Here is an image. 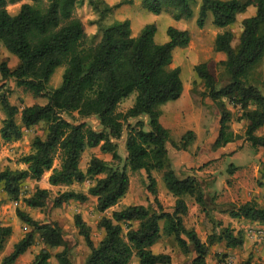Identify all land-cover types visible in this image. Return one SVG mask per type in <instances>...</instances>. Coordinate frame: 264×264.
<instances>
[{"label":"trees","instance_id":"trees-1","mask_svg":"<svg viewBox=\"0 0 264 264\" xmlns=\"http://www.w3.org/2000/svg\"><path fill=\"white\" fill-rule=\"evenodd\" d=\"M22 0H0V45L17 57L19 65L11 70L7 63L0 65L1 81L13 80L17 88L29 93L35 103L20 110L10 102L6 83L0 85V111L5 115L0 129V149L8 143L20 141L24 131L39 124L45 125L44 136H36L32 150L19 159L25 169L0 170V188L8 200L18 202L23 184L41 182L51 173L48 183L53 187H72L92 181L86 193L74 190L59 192L52 199V191L36 187L23 199L29 209H45L49 203L60 208L71 202L87 203L97 200L101 214L117 206L130 189L129 172H145L147 193L153 197L157 209L144 205L128 206L103 217L98 229L105 232L95 244L91 228L81 215L75 225L90 253L82 264H131L133 257L139 264H174L171 256L155 254L152 248L163 238L172 237L185 255L194 253L192 264H207L213 246L224 244L227 250L245 244L244 232H236L215 220L208 209L205 189L194 175L180 177L169 156L168 144L176 150L187 151L195 141L193 132L175 142L163 125L161 107L181 98L184 90L181 69L172 68L174 51L186 48L191 36L184 28L169 27V41H155L156 24L144 26L138 36L133 34L128 19L102 22L122 5L109 6L104 0H88L100 16L98 43L86 45L85 25L76 16V9L84 0H30L17 15L8 12L9 5ZM197 0H140L141 10L161 15L171 9L173 19L183 22L194 16L192 6ZM212 14L213 25L223 29L214 41V50L226 56L224 61L210 59L194 66L197 81L203 83L204 98L218 108L220 128L213 144V152L241 140L231 128L232 111L228 105L240 109L238 121L245 122V139L253 148H264V136L256 132L264 127V75L257 67L264 60V0H201L197 25L203 28ZM243 15L239 44L233 47L234 33L227 30ZM64 66L62 83L51 89L50 81L58 67ZM224 68L228 82L220 87L219 68ZM137 93L134 105L125 113L119 105ZM20 116L21 123H18ZM99 121L95 131L84 121ZM71 119V120H70ZM125 131L126 157L119 152L118 142ZM100 148L112 157L111 162L92 157L86 171L80 167L88 149ZM59 166L55 167V163ZM153 173L162 174L166 191L175 199L173 212L165 211L158 200V181ZM191 197L209 219L211 232L202 242L194 229L185 225L189 208L185 197ZM227 213L231 218L247 220L264 226V207L254 202L234 206ZM17 217L32 230L18 241L1 264H15L31 247L39 235L44 249L31 264H51V249L62 248L55 255L58 264H74L71 251L57 223H41L30 214L16 210ZM12 234L11 227L0 228V251ZM241 264H253L251 258Z\"/></svg>","mask_w":264,"mask_h":264},{"label":"rangeland","instance_id":"rangeland-1","mask_svg":"<svg viewBox=\"0 0 264 264\" xmlns=\"http://www.w3.org/2000/svg\"><path fill=\"white\" fill-rule=\"evenodd\" d=\"M109 6H117L119 3H122L125 0H104ZM133 3L131 5H122L120 8L114 10L107 18L102 22L104 25H110L115 20H124L128 19L131 22L133 34L138 36L144 26L148 24H156L158 28L155 41L159 44H163L169 41L167 36V29L169 27L184 28L189 31L191 36V41L186 48L176 49L174 51V61L172 68L179 67L181 69V79L184 86V97L189 98H198L202 102L201 108L191 110V120L192 124H195L200 120V115L198 110L204 114H208L209 121L213 116V111H215L217 106L214 104L212 106H207L204 103L206 98L203 97L205 91L204 85L202 82L197 81L196 75L194 72V66L204 63L210 59H214L217 62L221 61V58L214 50V41L216 36L223 32V29L216 28L213 25L212 14H209L205 25L203 28H199L197 25V19L199 16V9L201 5V0L192 6L194 16L183 22H176L173 19L171 9L165 10L161 15H154L144 10H141L140 0H131ZM27 2L22 0L19 4L10 6L8 9L11 14H14L19 6ZM8 11V12H9ZM76 16L82 20L85 25L86 33L88 36L86 45L98 43L101 39V32L99 31L100 16L97 11L90 5L88 0H84L81 4L77 6ZM249 15H243L239 18L238 22L233 26L229 27L227 30H230L234 33L233 47H237L239 44V37L241 32L242 21ZM3 46L0 45V59L2 62H6L12 65L11 60L2 56L1 50ZM1 63V61H0ZM65 71V67H58L51 78L50 88H58L62 83V77ZM259 74L264 75V60L257 67ZM219 74L221 82L220 87H223L227 84L228 80L224 76V68H219ZM0 76V85L1 83ZM6 85H8L6 83ZM8 87V86H7ZM264 93V88H262ZM137 93L134 92L131 96L123 101L119 107L118 111L125 113L130 109L136 100ZM185 100V99H184ZM183 100V101H184ZM38 101V104L47 103L46 99L35 100L31 94L24 92L22 89H17L12 91L10 95V102L17 106L20 110L28 105L35 104ZM183 107L182 102L179 101L169 102L161 107L163 112L161 121L163 125L169 130L171 135V125L173 126L174 132H183L182 123H178L179 119H175L176 109ZM232 110V126L238 132L237 134L243 139L245 138V124L241 121H237L242 113L238 108H231ZM5 119V115L0 111V129L2 127V122ZM18 123H20V116H18ZM71 120V119H70ZM89 127L95 131H99L100 125L94 117L84 120ZM209 121L204 120V123ZM204 129V128H203ZM45 125L39 124L29 130L24 131L23 138L17 142H11L5 144L0 149V170L5 169H24V165L19 164V159L25 155H28L32 150V142L36 136H44ZM188 133V132H187ZM174 136V133H173ZM127 137V131H125L123 138L118 142L119 154L125 158L126 149L125 141ZM173 138V137H172ZM174 140V138H173ZM175 142H179L180 139L176 138ZM204 145V143H203ZM256 148H253L248 141H244L242 147L238 148L240 156L244 157L243 160L247 162ZM200 149H198L199 151ZM169 156L172 161L176 160L181 155V151L176 150L171 144H168ZM210 149L205 151L208 155L209 160H205V163L198 164V167L194 169H188L185 165L176 166L178 174L180 177H184L190 174H195L199 172V179L207 193V202L208 209L211 216L215 220H219L222 216L226 217L227 210H230L232 206H238L240 204L237 198L231 194H235V178L232 176L235 174L237 168L234 165L240 164L242 161L239 159H232L230 156H225L221 161L212 160ZM197 153V152H196ZM92 157H97L101 160L111 162L112 157L109 154H104L101 152L100 148L88 149L82 156L80 167L83 171H86L88 164ZM250 161V160H249ZM59 166V162L55 163V167ZM211 170V171H208ZM207 171V172H206ZM50 172L47 173L41 183L39 184L42 188H48V178ZM130 175V189L127 196L115 207L108 210L106 213L101 214L97 211L96 208V199L90 198L87 203L81 204L79 202H71L64 204L60 208H54L52 199L57 196L59 192H65L74 190L76 192H87L89 186L92 185V181H87L82 185H76L66 189L65 187L51 188L52 199L49 205L43 209H36L31 212V216L40 221L41 223H57L63 230L64 239L68 243L70 248L71 260L74 264H82L86 258L89 256V249L85 244L83 237L79 234V229L75 225V217L81 215L82 219L86 224L91 228V238L95 244H98L103 239V230L98 229V224L103 217H111L114 211H120L128 206L135 205H144L146 207L155 208V200L153 197L148 196L147 193V176L145 172H129ZM153 176L158 181V200L163 206L165 211L171 212L174 208L175 200L169 194L162 182L161 173H153ZM264 184V183H262ZM36 185L30 183L29 181L25 182L22 187V195L20 201L14 202L8 200L5 193L0 188V228L1 227H11L12 234L7 239L4 244L3 250L0 251V264L4 257L9 255L13 251L14 245L24 238L28 233L31 232V228L25 225L16 214L17 209L22 211L25 209L23 199L30 196L35 191ZM189 205V213L185 217V225L189 229H197L198 235L200 238H206L207 235L211 232V225L207 216L199 209H193L194 200L187 196L185 197ZM195 207V203H194ZM223 222V221H222ZM240 225L237 226L236 231ZM242 228V227H241ZM207 232V235H206ZM243 232V231H242ZM263 238V239H262ZM259 238L264 242V237ZM258 244V243H257ZM256 244V245H257ZM255 244L248 245L245 249L237 248L234 250H227L224 245L218 244L211 248L210 253L207 257V264H241L246 262L251 258L253 264H264V245H261L260 250L255 251ZM44 249L42 242L40 241L39 235H36L35 244L30 248L15 264H31L35 257ZM62 251V248L51 249L52 258L50 260L51 264H58L55 255ZM155 254H167L171 256L172 262L174 264H192V261L195 257L194 253L183 254L180 248L175 243L172 237H163L152 249ZM131 264H139V260L136 257H133Z\"/></svg>","mask_w":264,"mask_h":264},{"label":"crops","instance_id":"crops-1","mask_svg":"<svg viewBox=\"0 0 264 264\" xmlns=\"http://www.w3.org/2000/svg\"><path fill=\"white\" fill-rule=\"evenodd\" d=\"M25 1L27 2H24V4H32L30 0H25ZM10 6H13V5H9L8 9L10 8ZM21 6H19L18 10L14 14H11L10 11L9 10L8 11L11 15H17L20 11ZM1 54L2 56L6 58V61H8V59L11 60L12 65L7 63L8 67L11 70L16 69V67L19 65V60L17 59V57L9 54L8 51L4 47L1 50ZM217 54L221 58V61H224L226 59V56L223 53H217ZM0 61H1L0 65L4 63V61L2 62V58L0 59ZM1 83H7L8 84L7 86L10 90L12 91L15 90L16 85L13 80L2 81ZM17 89L19 90L20 88H17ZM184 93L185 91L183 90V94L181 98L177 100V102L179 101V103L182 102L183 107H181L179 110L176 109V112H175L176 115L174 116L175 119H179L178 123L180 124L182 123L183 128L181 129H184V130H182L183 132L181 133L174 132L173 126L171 125V138L173 137L174 140L176 138L181 139L187 132H193L195 134V141L191 146L188 147L187 151H181V155H179L178 159L176 160L173 159L174 167L176 168L177 165L178 166L185 165L190 170L194 169L195 167H198V164H203L205 163V160L206 161L209 160L208 155L205 153V151H208V148L210 149V151H212L211 152L212 160L221 161L225 156H230L232 159H239L242 162L238 165H234V167L237 168V170H235V174L232 176V178H235L236 193L231 194V192H229V195H233L237 198L238 202L240 203L238 204V206L248 203V202H254L257 205L264 207V184H262L264 183V148L255 149L254 155H252L249 159L250 161L247 160V162L243 160L244 157L240 156V152H238V148L242 147L243 142L246 141L245 138L243 139L241 138V140L236 141L234 143H230L227 146L217 149L213 152L212 147L218 136V132L220 128L219 110L216 109L215 111H213V116L210 121H209L208 114H204L203 112H201V109L200 111L198 110L199 115H200V120L196 122L195 124H192L193 122L191 120V110L195 108L196 109L201 108L202 102L201 100L199 101L198 98L192 99L186 96L184 97ZM36 103H38V101H36ZM204 103L207 106L214 105V103L208 98L204 100ZM28 106H31V105H28ZM228 108L229 110H232L231 108L233 107L228 105ZM204 120L209 121V122L204 123ZM242 122L245 124L244 121ZM20 123H21V119H20ZM231 128L236 134L238 133L234 129V125L232 126V123H231ZM173 133H174V136H173ZM256 135L264 136V127L257 130ZM198 149L200 150L198 151ZM208 171H211V170H208ZM190 175H194V174H190ZM195 175L199 179L200 173L196 172ZM29 182L34 183L36 187H40L39 184L41 182H34V181H29ZM51 188H57V187H53L48 183V188L46 187L43 189H51ZM65 188L69 189L70 187H65ZM205 196L207 197L206 192H205ZM194 203L195 201L192 202L193 209H196V210L199 209V206L196 203L194 207ZM96 204H97V200H96ZM188 208H189V205H188ZM23 211H25L28 214H31V212H33L34 210L25 207ZM171 212H173V209L171 210ZM219 220L221 222L223 221L222 223L225 227H230L234 229L235 231H236L235 228H237V226L240 225L242 227V228L239 227L238 230L236 231V232H239V231L244 232L245 244L243 247H241V249H245L248 245L249 246L251 244L256 245L258 243L255 246V249H256L255 251H258L260 250L259 247H261V245H264V242L262 241L263 239L262 237H264V226L262 224L247 221V220L233 219L230 217L229 214L226 217L222 216L221 218H219ZM194 230L198 234V230L197 229H194ZM103 234L105 235L104 231H103ZM206 235H207V232H206ZM207 237L200 238V239L202 240V242H206ZM259 238H262V239L260 240ZM221 245H224V244H221Z\"/></svg>","mask_w":264,"mask_h":264}]
</instances>
